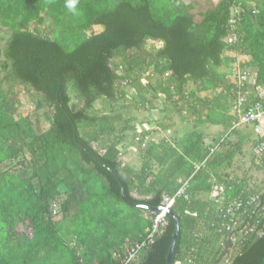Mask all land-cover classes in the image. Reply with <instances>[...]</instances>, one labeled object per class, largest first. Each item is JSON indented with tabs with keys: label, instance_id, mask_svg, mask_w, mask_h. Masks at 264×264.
Segmentation results:
<instances>
[{
	"label": "trees",
	"instance_id": "16d2710c",
	"mask_svg": "<svg viewBox=\"0 0 264 264\" xmlns=\"http://www.w3.org/2000/svg\"><path fill=\"white\" fill-rule=\"evenodd\" d=\"M238 1L220 0L196 21L193 5L183 0H79L75 16L65 0H0V24L11 30L0 51L2 82L8 85L6 93L0 92V167L28 153L18 162L20 170L0 175V230L7 242L15 241L19 224L33 234L28 245L16 242L0 250V264H117L115 254L151 229L158 214L154 209L185 182L184 195L171 207L180 228L170 264L218 263L225 250L209 263L201 261L200 230L225 238V249L232 234L222 230L220 209L231 199L252 195L259 199L244 223L254 225V232L239 241L229 264H264V191L257 192L256 185L254 192L249 189L251 175L225 181L216 191L218 205L201 198L213 191L219 169L228 168L240 150L227 149V137L239 128L233 126L212 143L197 131L184 139H159L160 155L154 146H138L143 151L139 169L120 159L121 136L151 133L139 129L137 117L124 116L130 107L120 101L127 86L136 93L135 110H156L158 93L178 113L189 112L190 120L201 117L198 123L211 125H222L216 113L226 109L223 96L231 99L234 114V89L222 71L227 52L246 55L241 65L254 69L264 88V0L242 4L241 42L231 48L223 42L231 6ZM42 12L56 29L53 39L34 31ZM93 27L102 30L89 32ZM148 42L153 45L147 47ZM17 87L51 111L46 131L36 135L6 111L4 100ZM218 88L216 99L200 95ZM210 148L213 154L194 172ZM254 170L264 178V156ZM122 189L132 205L122 199ZM56 200L60 217L50 213ZM165 221L136 264H165L175 229L168 214ZM71 239L73 248L66 244Z\"/></svg>",
	"mask_w": 264,
	"mask_h": 264
},
{
	"label": "rangeland",
	"instance_id": "374dc122",
	"mask_svg": "<svg viewBox=\"0 0 264 264\" xmlns=\"http://www.w3.org/2000/svg\"><path fill=\"white\" fill-rule=\"evenodd\" d=\"M220 0H183V2L187 5H193L194 10L191 11V13L194 14L195 20L199 21L200 20V14L208 9L214 8L217 3ZM242 4L244 5H254L253 0H242ZM44 12H42V22L35 27L34 31L38 33H44L47 37L50 39H53L56 35V29L55 27L51 24L45 21L44 19ZM0 51L2 52L5 48L6 45V40L10 35L11 30L3 27L0 24ZM102 29L100 27H93L91 31L89 32H100ZM153 44L152 42H148L147 47H151ZM234 56V59L232 58ZM226 63L233 62L235 59H239V61H247L248 57L246 55H241L238 53V51H233V53H228V56L226 54ZM2 63H3V58L0 55V92H5L8 90V85L4 82H2V78L4 76V71L2 68ZM231 65V63H230ZM214 74L216 76L220 75L219 70H214ZM155 81V80H154ZM156 83V82H155ZM203 97H209L210 99H216L219 97V88L214 89L212 91H207L200 93ZM225 99L222 98V101H225L227 103L226 109L225 110H220L217 109L219 113H216V117H218L220 120H222V125L225 124L226 132L225 133H231L234 123L236 122V115H234L231 112V99H229L226 96H223ZM160 98V96H159ZM137 101V96L136 93L134 92V89L131 86L125 87V96L123 99L120 101V105H128V110H124L123 114L125 117L129 116H135L138 118V123H139V129H141L142 126L145 123L149 122H154V124H151V129L155 130L150 133V138L147 146H154L156 154H161V149L158 148L159 145V137L156 135V129L155 127H159L160 131L164 130L163 127H171L172 125L168 123V120H174L177 122L182 121L183 122V128H181L179 131L181 132L182 138L184 139L186 135L190 134L192 131H197L203 133L205 139L208 138V135L202 132L201 129H205L206 125H210L209 123H203L200 124L198 123L199 120H203L201 117L195 118V120H190V115L191 113L186 112L185 114H180L177 112L175 108L170 106L168 103V106H160V108L156 110H151L149 112H146L144 110H135L133 107H135V103ZM100 103H96L95 107L98 109L100 107ZM158 105V104H157ZM230 110H229V106ZM4 106L6 111L14 117L17 121L23 124L24 129H32L36 135L46 131L48 128L51 127V111L48 109L44 108L41 106L39 103V100L34 97L31 94L26 93V91L22 87H17L14 88L10 94L7 95L6 99L4 100ZM139 107V105L137 106ZM159 107V106H158ZM152 109V108H151ZM165 112V116L161 115V112ZM147 113V114H146ZM170 117V118H168ZM203 117V116H202ZM158 124H155V123ZM175 124V123H174ZM207 125V126H208ZM146 126V125H144ZM145 128V127H143ZM175 131V132H173ZM171 135L176 134V130H173ZM250 134V132L246 131L245 135ZM224 135V134H223ZM249 136V135H248ZM113 136L107 137L106 139H112ZM122 140L120 142V159L121 161L130 166L133 167L134 169H139L142 164V159L141 155L143 153L142 150L139 149V147L133 142V135L131 134H125L124 136H121ZM220 137V136H218ZM171 139V136H170ZM173 139V137H172ZM231 143V142H229ZM234 146V145H232ZM245 148L247 150V164L243 166V168H239L237 173H235V170L233 173H226L225 170L227 168V165H222L221 168L218 171V177L214 181V187L212 193L214 195L216 194V191L220 189V187L223 186L225 181H239L242 177H251L249 184V189L254 192V186L256 185L257 192L264 191V181H263V175L258 174L256 177H254V163H256V160L258 157L254 154L253 152V146L249 142L245 145ZM226 150V149H225ZM223 150V151H225ZM28 155L27 152H24L22 154V157L25 159L26 156ZM22 157H17L15 160L8 161L7 163L5 162L4 164L1 165L0 167V175L3 173H9V172H17L20 170V164L18 163L21 161ZM122 157V158H121ZM237 157V156H236ZM29 158V157H28ZM234 160V159H233ZM27 165V163L25 162ZM231 166V165H230ZM242 166V165H241ZM244 169V170H243ZM252 172V173H250ZM233 176H232V175ZM233 178L230 179V178ZM61 195H64V190L61 188ZM123 206V205H122ZM124 207V206H123ZM149 217V216H147ZM154 220V217L152 218ZM0 250L5 251V249H10L16 242L19 243L22 246L28 245L31 243L33 234L30 230L29 227L26 226V224H19L16 227V236H15V241L13 242H7L5 238L6 234L5 231L0 230ZM200 237L204 239V246L202 251L200 252L199 257L201 258V261L205 263H209L212 258L217 257V251L222 250L223 254L221 255L219 262L216 264H229L230 260L239 252L240 249V242L235 238L234 240L230 241L229 244H227V247L225 249L224 245L226 243V239L223 237H218L214 234H209L207 231L201 229L200 230ZM2 242V244H1ZM75 243V239L71 240H66V244L70 247L73 248ZM3 245L6 247L4 248ZM130 246V244L126 243L121 247V251L127 249ZM2 252V253H3ZM218 259V258H217ZM216 261V260H215Z\"/></svg>",
	"mask_w": 264,
	"mask_h": 264
},
{
	"label": "built area",
	"instance_id": "2783aa9c",
	"mask_svg": "<svg viewBox=\"0 0 264 264\" xmlns=\"http://www.w3.org/2000/svg\"><path fill=\"white\" fill-rule=\"evenodd\" d=\"M242 12V2L238 1L232 4L227 22V34L223 39L224 44L229 48L235 47L241 42L238 26ZM227 78L234 89L233 112L237 117L234 127L250 129L255 141L253 152L258 158H261L264 156V88L256 82V71L241 65L239 59L232 62L230 71L227 72ZM155 95L154 97L161 96L158 93ZM150 111L148 112L151 113ZM157 128L155 127V129ZM147 130H151V128L142 129L141 131ZM149 135L137 132L133 137V142L140 148L145 149L149 142ZM214 150L215 148H210L208 156L201 163L195 165L194 172L199 171L204 166ZM186 187L187 182L183 183L174 197H164L161 205L163 210L154 216V220L152 219L151 229L147 230L144 235H140L139 240L127 249L115 254L117 264H136L139 255L153 243L155 235L166 225V210L172 207L175 197L184 195ZM219 194L220 191L212 196V200L216 205L220 203ZM258 199L257 195L234 198L220 209L222 230L232 234V240L236 238L240 241L243 236L254 232L255 226L244 223V221L254 215V207ZM50 213L53 217H60L59 200L51 203Z\"/></svg>",
	"mask_w": 264,
	"mask_h": 264
},
{
	"label": "crops",
	"instance_id": "0c3cea01",
	"mask_svg": "<svg viewBox=\"0 0 264 264\" xmlns=\"http://www.w3.org/2000/svg\"><path fill=\"white\" fill-rule=\"evenodd\" d=\"M228 53H233V52H227L226 53L227 56H228ZM230 63L228 62V63L225 64V66L222 68L223 72H228L229 73L230 68H231ZM226 65H227V67H226ZM155 103H156L155 105L157 106V109L158 108L161 109L162 106H168L167 103L164 102V99H163L162 96H160L159 100H157V102H155ZM161 115L165 116L166 114H165V112H161ZM168 118H170V117H168ZM150 123L154 124V122L153 123L149 122V123H145V124L140 125V126H142L141 128L145 130V129L151 128L150 127L151 126ZM168 123L171 124L172 126L171 127H167V126L163 127V129H165L164 132H163V130L160 131L159 127L156 129V131H158V132H156V135L159 137V139H161V140H163V139L169 140L170 136H171V139H172V137L175 138V139H181L182 135H181V132L179 130L181 128H183V122L182 121L181 122L180 121L177 122V120L176 121L174 120V122H173V120L169 119ZM155 124H158V123L156 122ZM144 125H146V126H144ZM207 125H206L205 129H201L202 132H204L205 134L208 135V138L205 139L206 143H212L213 141H215V139L219 138L218 136L221 137L223 134H225V132H226L225 130H227L225 124H223V125H211L210 124L208 126ZM143 127H145V128H143ZM173 130H176V134L171 135ZM150 131L153 132L155 130L151 129ZM246 131L250 132V134H248L249 136L248 135L244 136ZM173 132H175V131H173ZM225 135H227V133ZM252 135L253 134L250 131V129L246 128V129H240L236 133H234L233 135H231V136L229 135L227 137L229 142H231V143L227 144L228 145L227 149L232 150L235 147H239L237 149H240V150H237V152H236V154H235V156L233 158L234 160L231 163V166L226 168V170H225L226 173H228V174L229 173H233L234 170H235V173H237L239 168H241V167L243 168V166H245L247 164V162H246V160H247V150L245 148V145L247 143H249V142L252 144V140L250 138V137H252ZM232 145H234V146L232 147ZM237 167H239V168H237ZM250 173H252V172H250ZM258 174H261L260 170H256V171L254 170V177H256ZM213 195H214V193L210 192L209 194L201 195V198L202 199H209V198L211 199Z\"/></svg>",
	"mask_w": 264,
	"mask_h": 264
},
{
	"label": "water",
	"instance_id": "95a60500",
	"mask_svg": "<svg viewBox=\"0 0 264 264\" xmlns=\"http://www.w3.org/2000/svg\"><path fill=\"white\" fill-rule=\"evenodd\" d=\"M76 143L81 145L78 140H76ZM121 196H122V199L128 203L129 205H132L131 203L127 202V200L125 199L124 197V191L123 189L121 190ZM156 212H160L163 210V207L160 206L159 208H156L154 209ZM166 213L173 219L174 223H175V229H174V232H173V235H172V241H171V244L169 246V249H168V252H167V255L165 257V264H170L171 263V259H172V255H173V250H174V247H175V244H176V241H177V237H178V232H179V228H180V225H179V221L176 217V215L174 214L173 210L171 208L167 209L166 210Z\"/></svg>",
	"mask_w": 264,
	"mask_h": 264
},
{
	"label": "clouds",
	"instance_id": "9594fccd",
	"mask_svg": "<svg viewBox=\"0 0 264 264\" xmlns=\"http://www.w3.org/2000/svg\"><path fill=\"white\" fill-rule=\"evenodd\" d=\"M79 0H65V8L72 14V15H79L77 10V5Z\"/></svg>",
	"mask_w": 264,
	"mask_h": 264
}]
</instances>
